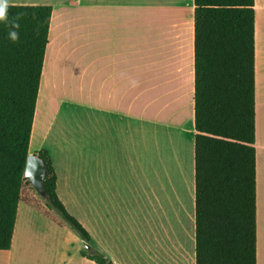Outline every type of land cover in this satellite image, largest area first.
Masks as SVG:
<instances>
[{
  "label": "crops",
  "instance_id": "0c3cea01",
  "mask_svg": "<svg viewBox=\"0 0 264 264\" xmlns=\"http://www.w3.org/2000/svg\"><path fill=\"white\" fill-rule=\"evenodd\" d=\"M178 2L169 0L168 4L175 9ZM184 3L189 5L193 102L191 115L182 128L176 123L174 127H165L168 133L177 131L178 141L185 143V163L180 164L174 177L170 164L174 158L171 154L169 159V147L175 157L177 146H171L169 134L165 148H159L162 171L161 175L157 171L159 189L155 188V200L164 216L167 203L173 210L166 220L177 214L175 198L180 210L183 207L184 219L180 220L181 213L177 214L180 225L170 250L165 249L162 241L165 228L160 230L155 219L152 255L150 99L149 87L136 80L135 0L109 4L106 8L113 11H108L110 15L105 20L100 15L103 6L97 0H11L12 6L53 9L44 61V66L49 62L51 89L94 90L82 115L78 110L61 107L63 99L56 104L58 97L54 106H47L46 114H39L38 97L31 135V142L35 139L37 145L30 154L40 150L49 153L59 199L90 233V248L113 264H196L194 4L193 0ZM146 7L137 6L139 11ZM175 20L171 23L172 31L178 25ZM104 27L111 29L105 37ZM50 48L53 53L48 56ZM255 87L257 264H264V0H255ZM169 185L176 196L172 199ZM25 214L27 226L20 224L18 208L12 246L0 250V264H96L83 256L89 253L83 246L73 249L69 241L71 231L52 222L47 211L27 209ZM81 243L85 245L82 240Z\"/></svg>",
  "mask_w": 264,
  "mask_h": 264
},
{
  "label": "trees",
  "instance_id": "16d2710c",
  "mask_svg": "<svg viewBox=\"0 0 264 264\" xmlns=\"http://www.w3.org/2000/svg\"><path fill=\"white\" fill-rule=\"evenodd\" d=\"M196 264H257L255 0H193ZM51 6L23 13L20 40L0 24V250L12 246L38 103ZM45 202L85 244L92 238L57 195L46 150ZM84 257L113 264L89 248Z\"/></svg>",
  "mask_w": 264,
  "mask_h": 264
},
{
  "label": "rangeland",
  "instance_id": "374dc122",
  "mask_svg": "<svg viewBox=\"0 0 264 264\" xmlns=\"http://www.w3.org/2000/svg\"><path fill=\"white\" fill-rule=\"evenodd\" d=\"M97 1L103 6L100 15L105 20L110 15L109 12L113 11L107 9L106 7L118 0ZM168 1L169 0H135L136 29L134 42V64L136 67V80L142 81L146 86L149 87L148 89L150 99V149L152 162L151 186L153 191L151 198V237L153 243L151 244L150 252H152V255L154 249L155 219H157V222L159 223L160 230L165 228V231H163L164 236L162 241L164 242L165 249L167 250H170L169 248L174 246L175 243V234L178 228L177 226L180 225L177 214L181 213V218L179 216V219H182V221L184 219L183 207L181 206L182 209L180 210L178 200L175 198L177 201V214L175 216L176 219L171 218V220L167 221L168 217H171L173 210L170 204L167 203L166 214H169V216H164L165 214H163L159 202L155 200V188L157 187L159 189L157 171H159V175H161L162 171L161 165L159 164V148H165V139H167L168 142L169 134L171 135V146H177V153L175 154V157H173L174 162L172 161V163H170L172 164L171 169L174 177L180 170V164L183 165V163H185V143L182 145V141H178L180 138L176 133L177 131L171 130V133H168L165 124H170L172 127H174L176 123L178 128H182L191 115V104L193 102V98H191L192 69L189 65L190 52L188 45V38L190 34V18L188 12L189 5L184 3L186 0H176L179 1V4H177L175 9H172L170 8ZM143 4L147 7L142 8L139 11L137 6ZM115 12H117V10ZM173 19H176L178 22L175 31L171 30V23ZM107 34H111L110 27H108V29L105 27L103 28V36L105 37ZM174 37L177 38L176 43L174 41ZM115 43L118 45L117 41H115ZM52 53V48H50L48 56H51ZM48 80L50 88L49 96H47V101L44 103L41 100L40 93L39 114H46L48 108L47 106H49V108L54 106L55 103L53 102L57 97L59 99H57L56 104H58V100L63 99L64 102L61 103V107H66L67 110H73V112L78 110L79 114L81 115L85 114L84 106L89 104V101H87L88 98L94 97V90L78 88L63 90L51 89L50 67L48 68ZM146 89L147 88H145V92ZM146 101L147 94L145 95V104ZM140 102L142 105V99ZM67 105H70V107H67ZM36 145V140H32L30 143V153L36 150ZM169 149L170 159L171 154L174 153L171 152V147H169ZM188 160L189 159L186 161V167H188ZM176 183V187L178 188L179 183L177 180ZM169 190L171 199L172 197H176L175 192L170 185ZM21 200L22 202L20 203L19 207L20 224L27 226V215L25 214L27 209H33L39 212L45 210L48 213V218L52 222L54 221L57 224H61L71 231L69 241L71 242L73 249L77 246H83L84 250L89 251V248L92 245H83V243H81L82 239L79 237V235H77L76 232L71 229V227L55 210L49 209L46 206L44 197L35 190L32 183L26 178L22 189ZM173 219H175V221ZM22 230H20V233ZM87 246H89V248H87Z\"/></svg>",
  "mask_w": 264,
  "mask_h": 264
},
{
  "label": "water",
  "instance_id": "95a60500",
  "mask_svg": "<svg viewBox=\"0 0 264 264\" xmlns=\"http://www.w3.org/2000/svg\"><path fill=\"white\" fill-rule=\"evenodd\" d=\"M46 175V166L42 159L34 154H29L26 162L24 178L28 179L35 190L41 195L45 196L44 179ZM89 248V246H87Z\"/></svg>",
  "mask_w": 264,
  "mask_h": 264
},
{
  "label": "clouds",
  "instance_id": "9594fccd",
  "mask_svg": "<svg viewBox=\"0 0 264 264\" xmlns=\"http://www.w3.org/2000/svg\"><path fill=\"white\" fill-rule=\"evenodd\" d=\"M11 0H0V24L8 30V39L12 43H18L20 40L19 28L20 19L23 13H17L14 16L10 15Z\"/></svg>",
  "mask_w": 264,
  "mask_h": 264
},
{
  "label": "bare ground",
  "instance_id": "6f19581e",
  "mask_svg": "<svg viewBox=\"0 0 264 264\" xmlns=\"http://www.w3.org/2000/svg\"><path fill=\"white\" fill-rule=\"evenodd\" d=\"M48 68H49V62H45L44 70H43V76H42V81H41V88H40V93H41V100L46 103L47 101V96H49L50 88H49V80H48ZM43 106V105H42ZM45 107V106H44ZM174 157V154H172ZM170 156V155H169ZM172 165V164H171Z\"/></svg>",
  "mask_w": 264,
  "mask_h": 264
}]
</instances>
